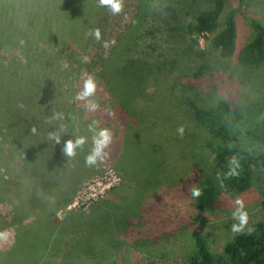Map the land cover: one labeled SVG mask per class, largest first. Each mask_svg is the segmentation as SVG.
Here are the masks:
<instances>
[{
  "label": "trees",
  "instance_id": "obj_1",
  "mask_svg": "<svg viewBox=\"0 0 264 264\" xmlns=\"http://www.w3.org/2000/svg\"><path fill=\"white\" fill-rule=\"evenodd\" d=\"M246 1L239 0V7L226 9L227 0H139L140 5L132 15L126 29L116 37L109 56L102 60L100 72L92 77L94 81H100L98 83L95 81L97 87L102 83L103 91L108 95L105 102L109 103V106H104L103 100L98 101L97 97L95 99L91 96L87 100H78V103L82 105L81 114H86L88 109L90 113H95L97 120L102 118L97 124L96 132L100 129L108 130L107 124L103 121L109 122L108 125L113 127V132L117 126L120 136L117 137L118 139L115 134L111 136L109 144L119 149L122 146L125 147L129 136L121 138L122 131L130 132L135 127H139L140 113H135L133 106L138 101L149 100L146 98L151 95L146 93L147 82H151L156 75L171 76L177 62L186 54L194 53V48L199 45L200 39L209 33H212V36L207 39V46L211 51L229 59L232 58L240 67L256 69L263 65L264 25L251 21L253 30L251 38L240 46H236L238 27L236 12L245 6ZM102 8L99 6V0H0L1 51L9 52L12 48H16L18 37H27L23 47L24 54L21 55L25 62L18 60L16 66L12 63L5 64L0 59V119L2 121L10 122L11 118L3 114L12 106L11 103L18 101L16 96L20 92L10 93L13 87L20 88L17 91L21 90L28 96L35 95L37 89L41 90L42 85L35 83L33 77L40 73L45 80L49 72L52 74L53 70L48 68L52 65L48 57L51 54L48 49H56L58 44H62L65 51L67 48H74V38H77L78 32L92 31L90 21L100 13ZM159 47L162 49L158 54L150 55L151 51L156 52ZM147 49H150V52H146ZM53 57L56 58L54 54ZM198 76L206 77L201 69H198L187 76L188 88L182 84L181 90H197L198 84L193 83L192 78L197 79ZM203 79L205 82L209 80ZM23 86L30 88L29 91L22 90ZM171 86L168 96H173V92L177 96L179 92L175 93L177 90L173 88L174 85ZM162 96L166 97V95ZM234 96L230 95L229 98ZM51 98L56 100V96ZM183 99L186 107L182 110L188 119L194 121L195 125L207 133L209 139L206 146L214 154L212 167L216 172L217 169L219 170V180L225 179L228 189L239 194L252 187L256 176L260 181L258 194L261 197L260 204L263 209L260 218L254 219L241 232L232 235L218 253L211 251L205 238L196 236L195 249L188 257V263L264 264V98L256 99L243 106L238 101L233 103L230 100L218 99L210 107L195 103L191 92L183 96ZM90 104L97 106L95 110L90 108ZM11 108L12 117L23 114L24 108L16 111ZM72 114L67 115V121L63 123L59 119L61 116L55 119L52 117V122L57 125L54 131L60 136V143L50 139V136L44 137L42 130L36 126L43 119L42 115L36 114L31 117L32 123H23L24 117H20L21 121H17L22 124L20 126L23 129L29 128L24 131V138H27V147H35V149L32 155L26 153L22 157V162L24 161L22 165L33 172V180L27 185L24 184L25 188L22 183H19V179V182L15 184L4 181L0 176V200L7 201L11 205V221L16 225V236L11 250L16 251V245L22 246L21 252L30 249L32 257H35L30 264H42L41 261L47 256L51 257L53 264L69 263V260L65 259L68 256L79 259V262L84 260L82 262L84 264H101L107 256L110 264H122V259L113 260L109 256V249L103 248L102 243L109 242L111 248L115 247L114 245L118 242H114L110 235L129 226L133 216L140 218L138 212L135 211L134 214L130 213L118 220L115 212L119 203L107 197L109 200L104 202L99 199L98 202L101 201V204L99 203L100 205L95 208L71 214L73 216L71 218L74 219L73 226L70 229H64L63 219L56 221L54 213L46 210V204L55 196V182L42 183L43 175L41 177L39 172L46 170L47 166L51 167L49 171L51 175L65 170L62 166L67 160L63 152L64 143L69 139L74 141L78 138H72V134L75 133L74 127L78 125L75 115ZM131 117L138 122L132 121ZM27 120L29 119L25 118V121ZM4 126L11 128L8 124ZM33 128L37 132L31 130ZM95 131H91L90 142L85 141L90 147L89 153L94 148ZM19 145L22 148V144ZM110 145L104 149V157L108 156L114 162L120 157L122 151L118 152ZM158 145L160 144L148 146L145 153L150 157L153 155L159 157ZM202 148L205 149V145ZM203 154L202 151L199 156ZM199 156H194L193 161ZM146 159L143 154L139 160ZM147 160L150 163V160ZM232 161H236L238 166L233 165ZM196 164L199 165L198 162ZM156 165L163 166L164 163L156 161ZM119 167L125 168L126 165ZM233 168H235L234 175L231 174ZM220 170L223 171L222 174ZM64 174L62 172L61 175L51 176V178L59 182ZM186 180L190 182L191 196L194 189L201 192L199 197H191L193 207L200 212H215L219 202L215 182L204 175L203 177L195 175L193 179L186 178ZM56 185L59 184L56 183ZM69 200L65 197L62 203H67ZM105 206L109 208V211ZM67 217L65 218L68 219ZM43 234L48 236L45 243L42 239L37 240L33 237ZM159 236H154L151 242H157ZM32 238L34 241L31 240ZM67 238L71 239V242L62 243L63 239ZM159 240H162V237ZM97 244L100 248L97 252H93ZM134 244L135 246L149 244V239H139ZM60 247H64V257L56 263L53 254L62 250ZM11 250H6L4 253L10 255ZM21 252L20 255L15 254L18 264H21V255H24L26 259L29 258L26 253L21 254ZM96 253L99 257L95 256Z\"/></svg>",
  "mask_w": 264,
  "mask_h": 264
},
{
  "label": "rangeland",
  "instance_id": "obj_2",
  "mask_svg": "<svg viewBox=\"0 0 264 264\" xmlns=\"http://www.w3.org/2000/svg\"><path fill=\"white\" fill-rule=\"evenodd\" d=\"M121 4L122 9L118 14H113L103 7L100 13L90 21L92 31L78 32L77 38H74V48H67L65 51L64 46L58 44L56 49H48L51 53L48 57L53 62L49 61L52 65L48 68L53 71L52 74L49 72L45 80L40 73L34 75L35 83L42 85L41 90L37 89L35 95H25L23 94L25 92L17 91L20 89L18 87H13L14 89L11 90L10 93L15 91L20 93L16 96L18 101L11 103L12 108H10L15 111L24 108V111L21 116L13 115L12 117L9 108L3 116L7 115L11 118L10 122L7 123L0 119V176L4 181L16 184L20 180L19 183L27 185L33 180V172L22 165L24 162H22V157L26 153L32 155L35 147H27L24 131L29 128L23 129L20 126L22 124L17 122L21 121L20 117H24L23 123H32L31 117L36 114L42 115L43 119L36 126L42 130L44 137H49L50 134L56 133L54 130L57 128V125L52 122V117L55 119L61 116L59 119L63 123L67 121V115L73 113L78 125L74 127L75 133L72 134V138L84 137L87 143L90 142L91 131H95L102 118L97 120L95 113H90L88 109L86 114L82 115V110H80L82 105L78 103L76 96L78 89L82 91L84 80L100 72L102 60L109 56L116 37L126 29L140 2L139 0H121ZM237 7H239V0H227L226 9ZM236 16L238 21L236 46L238 47L251 38L253 33L251 21L264 25V0H247L245 6L236 12ZM96 30L100 32L99 39L95 37ZM51 31L54 33L53 30ZM211 36L212 33H209L206 37H202L199 45L194 48L195 52L186 54L177 62L176 68L172 69L174 72L171 76L156 75L151 82H147L146 93L151 95L146 98L149 100L138 101L133 106L135 113H140L139 127H135L130 132L122 131L121 138L129 136L125 147L122 146L119 149L109 144L118 152L122 151L118 159L113 162L112 158L105 156L102 161L98 160L95 165L90 166L86 163V158L91 151L88 152L90 147L85 143L84 147L76 149L74 156H66L67 160L62 165L65 168L64 171L51 175L49 173L51 167L47 166L46 170L39 172L41 177L43 175L42 183L55 182V196L50 198L49 203L46 204V210L54 213L56 221L63 219L64 229H70L73 226L72 215L95 208L101 204V201L98 202L99 199L103 200L102 202L111 199L119 203L115 212L118 220L130 213L134 214L135 211L140 214V218L133 216L129 226L110 235L114 242H118L114 245L115 247L111 248L109 242L108 244L102 243L103 248L109 249V256L113 260L122 259V264H189L188 257L195 249L196 236L205 238L211 251L218 253L225 242L236 234L231 230V226L239 223L233 216L238 208L237 200L243 203V210L247 213V223L244 228L249 226L254 219L260 218L263 213L260 204L261 197L258 194L260 186L258 178L255 176L252 187L246 192L238 194L228 189L225 179L219 180V170L217 169L216 172L212 167L214 154L206 146L209 139L207 133L195 125L194 121L188 119L182 110L186 107L183 96L188 95L189 92L195 103L205 107L214 105L218 99L230 100L233 103L238 101L243 106L256 99L264 98V63L256 69L237 66L232 58L221 56L208 48L207 39ZM26 41V36L18 37L16 48L6 53L0 49L1 61L16 66L18 60L25 62L21 55L24 54L23 47ZM161 49L159 47L156 52L154 51L155 53L150 52V49L145 51L155 56ZM18 56L20 58H16ZM198 69L206 75L203 78L209 79L208 82L198 76L197 79L192 78V82L198 84L197 90H181L182 84L188 88L187 76L192 75ZM171 85H174L173 88L177 90L175 93L179 92L177 96L173 91V96H168ZM29 89L26 86L22 87L24 91H29ZM230 95L235 96L229 98ZM53 96H56V100H52ZM92 97H97L98 101H107L108 95L103 91L102 83L96 86ZM104 106H109V103L105 102ZM25 118L29 120L25 121ZM132 121L138 122L135 118H132ZM103 123L107 124L111 136L115 134L116 138H119L120 130L117 126L113 132V127L108 125L109 122L103 121ZM6 124L11 128L5 127ZM181 128H183L182 134L178 131ZM30 133L32 134L31 131ZM19 144H22V148ZM152 144H160L158 145L160 149L157 150L159 157L155 155L150 157L145 153L147 147ZM204 145L205 149L202 148ZM202 151L204 154L199 156ZM143 154L150 160V163L147 159L139 160ZM194 156L199 157L193 161ZM156 161L163 162L164 165L158 166ZM120 165H126V169L119 167ZM108 170H111L114 176L119 177L118 184L111 188L109 193H104L102 198H98L97 203L93 202L88 205L79 202L75 207L69 208V204L74 201L78 191ZM62 172L65 173L63 179L58 180L59 182L53 181L51 176H59ZM222 172L220 170L221 174ZM195 175L197 177L208 176L215 182L219 194L218 208L215 212H200L193 207L190 182L186 178L191 180ZM25 185L23 188L26 187ZM65 197L70 200L62 203ZM105 208L109 211L107 206ZM11 217V205L7 201L0 200V264H18L15 254L22 251L20 245H16V251L11 250L16 236V225L12 223ZM4 234L7 236L6 239ZM158 235H160L159 239L162 237V240L151 242L152 238ZM33 237L37 240L42 239L45 243L48 236L43 234ZM34 238L31 240L34 241ZM145 238L149 239V244L135 246V241ZM68 239H63L62 243H70L71 239L69 241ZM60 248L62 250L53 254L56 263L64 257V247ZM99 248L97 244L92 251L97 252ZM6 250H11L9 251L11 256L4 253ZM24 253L29 258L26 259L24 255H21V264L33 263L31 260L35 257H32L31 250L21 252V254ZM95 256L99 257L98 253ZM89 257L92 258V256ZM65 259L69 260L67 264H84L82 263L84 260L79 262V259H73L71 256ZM41 263L53 264V261L47 256ZM101 264H110L107 256Z\"/></svg>",
  "mask_w": 264,
  "mask_h": 264
},
{
  "label": "clouds",
  "instance_id": "obj_3",
  "mask_svg": "<svg viewBox=\"0 0 264 264\" xmlns=\"http://www.w3.org/2000/svg\"><path fill=\"white\" fill-rule=\"evenodd\" d=\"M100 7H106L110 10L113 14H118L121 12L122 4L121 0H99ZM95 37L97 39L100 38L99 30L95 31ZM96 90V83L92 77H88L84 80L82 91L78 93L76 96L77 100H87V98L94 95ZM92 110H95L97 107L95 104L89 105ZM35 131V129H33ZM181 134L183 133V128L178 130ZM50 139H55L57 143H60V136L56 135L55 133L50 134ZM111 141V133L107 129H100L99 131L95 132L94 134V148L90 155L86 158V163L88 165H95L98 160L102 161L104 158V149L107 148ZM85 144V138L80 137L75 139L74 141L69 139L64 143L63 152L66 156L72 157L75 155L76 149L80 148ZM232 164L235 166L237 165L236 161H232ZM235 174V168H233L232 173ZM201 192L198 189H194L192 191L193 197H199ZM238 208L236 212L233 213L235 219L239 221L238 224H233L231 226V230L235 233H239L243 230L245 224L247 223V213L243 210L244 206L240 200L236 201ZM4 238L6 239L7 236L4 234Z\"/></svg>",
  "mask_w": 264,
  "mask_h": 264
},
{
  "label": "built area",
  "instance_id": "obj_4",
  "mask_svg": "<svg viewBox=\"0 0 264 264\" xmlns=\"http://www.w3.org/2000/svg\"><path fill=\"white\" fill-rule=\"evenodd\" d=\"M110 171H105L104 175L95 177L81 191H78L74 201L69 204V208L75 207L79 202L90 205L96 202L98 198H102L104 193L117 185L119 177L114 176L112 171L111 173Z\"/></svg>",
  "mask_w": 264,
  "mask_h": 264
}]
</instances>
